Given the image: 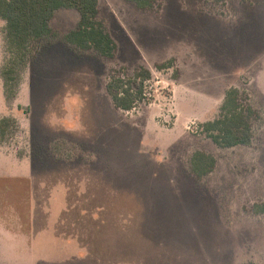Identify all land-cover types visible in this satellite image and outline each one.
<instances>
[{
	"label": "rangeland",
	"instance_id": "374dc122",
	"mask_svg": "<svg viewBox=\"0 0 264 264\" xmlns=\"http://www.w3.org/2000/svg\"><path fill=\"white\" fill-rule=\"evenodd\" d=\"M114 56L69 44L57 10L35 40L16 95L0 75V264H264V0H99ZM0 18V68L5 58ZM144 65L130 110L110 74ZM238 87L256 109L250 144L199 132ZM196 150L216 166L198 176Z\"/></svg>",
	"mask_w": 264,
	"mask_h": 264
},
{
	"label": "trees",
	"instance_id": "16d2710c",
	"mask_svg": "<svg viewBox=\"0 0 264 264\" xmlns=\"http://www.w3.org/2000/svg\"><path fill=\"white\" fill-rule=\"evenodd\" d=\"M141 8L152 7L155 0H130ZM224 1V0H221ZM99 0H0V18L5 20V58L0 68L4 94L8 100L16 95L21 73L30 62L35 40L53 34L51 21L62 7L79 13L77 25L65 35V40L82 49H93L99 54L112 57L117 42L104 22L99 18ZM152 71L144 65L132 74L126 68L110 74L106 90L116 107L130 110L148 97L147 82L152 80ZM256 109L238 87L225 92L219 115L199 123V132L221 147L247 145L253 141V118ZM15 120L0 118V138L10 132ZM213 154L203 150L194 151L191 168L198 175L210 173L216 166ZM256 212H264V202L255 205Z\"/></svg>",
	"mask_w": 264,
	"mask_h": 264
}]
</instances>
